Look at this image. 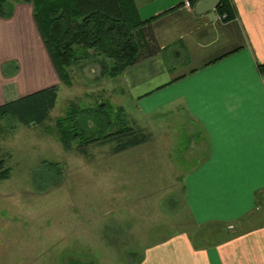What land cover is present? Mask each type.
<instances>
[{"label":"crops","instance_id":"crops-1","mask_svg":"<svg viewBox=\"0 0 264 264\" xmlns=\"http://www.w3.org/2000/svg\"><path fill=\"white\" fill-rule=\"evenodd\" d=\"M198 1L134 0L140 18L152 20L140 29L135 63L99 80L108 97L97 102L118 101L130 116L188 117L200 149L180 176V204L195 224L226 230L206 246L185 232L168 234L144 249L140 264H264V0H229L224 19L216 9L197 14ZM4 4L0 105L55 85L59 91L32 4Z\"/></svg>","mask_w":264,"mask_h":264},{"label":"rangeland","instance_id":"rangeland-1","mask_svg":"<svg viewBox=\"0 0 264 264\" xmlns=\"http://www.w3.org/2000/svg\"><path fill=\"white\" fill-rule=\"evenodd\" d=\"M94 54L70 69L71 83L59 88L43 124L24 126L11 115L0 120V158L10 170L0 180V264H68L69 258L140 264L144 249L168 234L185 232L201 246L226 234L218 224H195L180 204V176L200 149L182 112L128 116L122 109L147 139L119 153L112 154L115 141L92 144L85 153L76 142L66 149L59 141L54 121L70 102L93 106L108 97L100 92L107 86L99 85ZM109 101L115 114L118 101ZM45 161L60 165L61 181L41 190L46 181L38 170Z\"/></svg>","mask_w":264,"mask_h":264},{"label":"trees","instance_id":"trees-1","mask_svg":"<svg viewBox=\"0 0 264 264\" xmlns=\"http://www.w3.org/2000/svg\"><path fill=\"white\" fill-rule=\"evenodd\" d=\"M4 1L0 0V13ZM24 1L32 4L40 35L65 85L71 83L70 69L80 58H87L90 50L98 59L100 78L120 75L137 60L141 46L140 29L152 20L140 18L134 0ZM215 9L224 15L223 19L232 14L229 0H220ZM261 70L264 72V65ZM57 91L55 85L0 105V120L11 115L24 126L43 124L55 106ZM116 109L113 114V107L107 101L93 106L70 102L65 113L54 121L59 141L66 149L76 142L82 153L92 144L115 141L112 153H119L144 143L147 135L129 123L122 108ZM41 168L53 171V176H47ZM41 168L38 171L46 181L39 187L41 190L60 183L62 170L58 163L45 161ZM9 172L5 159L0 158V180L7 179ZM68 264L81 263L69 258Z\"/></svg>","mask_w":264,"mask_h":264},{"label":"water","instance_id":"water-1","mask_svg":"<svg viewBox=\"0 0 264 264\" xmlns=\"http://www.w3.org/2000/svg\"><path fill=\"white\" fill-rule=\"evenodd\" d=\"M219 1L220 0H199L194 7V11L197 14H202L206 11L215 9L219 4Z\"/></svg>","mask_w":264,"mask_h":264},{"label":"built area","instance_id":"built-area-1","mask_svg":"<svg viewBox=\"0 0 264 264\" xmlns=\"http://www.w3.org/2000/svg\"><path fill=\"white\" fill-rule=\"evenodd\" d=\"M185 5H186V7H189V2H185ZM224 17V15L223 16H221V18H223Z\"/></svg>","mask_w":264,"mask_h":264}]
</instances>
